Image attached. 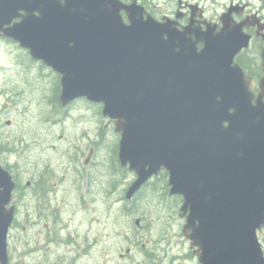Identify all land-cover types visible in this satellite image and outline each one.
<instances>
[{
	"label": "water",
	"instance_id": "95a60500",
	"mask_svg": "<svg viewBox=\"0 0 264 264\" xmlns=\"http://www.w3.org/2000/svg\"><path fill=\"white\" fill-rule=\"evenodd\" d=\"M17 10L25 16L10 26ZM231 13L216 32L143 19L114 0H0V31L60 75L63 107L102 105L119 165L135 175L126 200L165 171L199 264H264V75L254 94L234 62L250 36ZM14 189L0 164V264L9 263Z\"/></svg>",
	"mask_w": 264,
	"mask_h": 264
},
{
	"label": "rangeland",
	"instance_id": "374dc122",
	"mask_svg": "<svg viewBox=\"0 0 264 264\" xmlns=\"http://www.w3.org/2000/svg\"><path fill=\"white\" fill-rule=\"evenodd\" d=\"M223 1H206L209 20L217 19ZM251 1L254 7L264 4ZM8 58L0 46V162L11 168L21 187L40 172L43 185L56 191L52 208L58 207L59 221L52 236L71 234L76 242L78 236L88 235L94 243L90 258H77V264H170L173 255L179 257L171 264H199L189 257L193 249L181 234L180 198L167 195L170 199L160 203L163 177L150 180L151 185H144L134 200H121L135 176L129 171L124 176L113 172L107 149L118 144L119 135L113 131V122L110 125L102 117L101 107L80 100L70 107L67 117L60 116L50 104L55 84L43 78L45 71L32 72L27 78L17 76ZM91 140L97 149L87 158ZM52 170L60 180L49 177ZM114 179L119 182L112 188ZM13 201L16 224L8 234L9 264H68L57 243L41 241L39 213L47 215L51 227V206L40 208L41 199L27 195H17ZM174 202L178 204L170 210L166 203ZM27 203L32 207L30 214ZM35 204L37 212H33ZM64 223L68 228L59 231V224Z\"/></svg>",
	"mask_w": 264,
	"mask_h": 264
},
{
	"label": "flooded vegetation",
	"instance_id": "af4514ba",
	"mask_svg": "<svg viewBox=\"0 0 264 264\" xmlns=\"http://www.w3.org/2000/svg\"><path fill=\"white\" fill-rule=\"evenodd\" d=\"M118 1L123 6H136L139 8L141 12V16L143 19L151 18L156 22L162 21H169L173 22L178 29H181L188 24L192 23L193 27L198 28L200 30H205L206 24H211L215 26V31L219 32L222 28V16L224 13L227 12L228 9H232V13L230 14V21L233 24H239L244 21V27L242 31L250 36L249 44L246 49H242L234 58V62L238 64L244 71L245 75L250 78V90L254 94L259 92V82L264 75L263 67H262V54L264 52V0H260V6L254 7V2L251 0H225L223 1L224 4L220 10V14L218 15L217 19L209 20L206 14L205 4L207 0H114ZM14 14V12H13ZM122 18L125 22H127V15L125 11H121ZM25 12L23 10H17L15 15L13 16L10 26H13L19 23L22 18H24ZM262 28L260 30L259 28ZM3 35V31H0V46H3L6 49V53L9 55V62L10 66L15 71L17 76H21L27 78L30 76L32 72L43 73L44 79L51 80L53 84H55L54 93L56 98V105L55 107L51 104L52 107L55 108L57 112H59L60 116L67 117V112L70 110V107L78 102L79 100L84 99H77L73 102L69 103L67 106L63 107L60 103L59 97L61 93V85H60V75L55 73L51 68L46 67L42 62L34 60L29 51L25 48H22L18 42H15L11 39L5 38ZM198 49L201 48V44H198ZM47 71V72H46ZM49 74L46 76V74ZM37 78V77H36ZM47 97V96H46ZM264 101V99H263ZM109 122V121H108ZM9 125L10 122L7 121ZM109 124L111 125L112 122ZM88 140L90 136H87ZM93 141H88L89 146V153L90 156L92 152H96V148L94 147ZM89 155V154H88ZM85 162V164H87ZM2 164V163H1ZM3 166V165H2ZM12 176V179L15 183V189L12 193V200L11 204L15 208V215H16V207L14 205V197L21 194V198L26 195L28 197H34V199H41L42 204H40V208L43 207L44 209H48L51 206L52 214L50 215V226L46 221L47 215H43L41 213L39 216V223L41 226L40 234H41V241L47 242L55 245L60 246V250H62V254L66 256V262L68 264H77L78 259L81 258H90L91 250L94 246V243L89 240L88 235L86 237H79L76 239V242L69 234L68 237H59L58 234L55 233L52 236L53 228L57 230L56 224L59 221L57 217V209L52 208L53 198H56V191L53 192L50 186L43 185V180L40 179L41 173H37L36 177L30 178L27 180L26 183L20 189L19 181L16 178V175L12 172L11 168L6 164L3 166ZM125 169V168H124ZM127 170V169H126ZM53 172V170H52ZM50 173L49 177L57 178L58 175H55L56 172ZM60 180V177L57 178ZM126 192V191H125ZM139 192V191H138ZM137 192V193H138ZM106 193V191H105ZM104 193V194H105ZM136 195V194H135ZM134 195V196H135ZM167 195L170 196L167 192ZM173 197V196H171ZM178 197V196H176ZM180 198V197H179ZM129 201V200H127ZM181 201V198H180ZM181 204V202H180ZM27 211H32V207L30 203L26 204ZM34 211H38V205H34ZM24 215V213H23ZM30 217V215H29ZM181 219V218H180ZM44 220V221H42ZM184 221V219H181ZM16 222H14L12 226H15ZM11 226V228H12ZM15 228V227H14ZM68 228V224L64 223L63 225L59 224V231L66 230ZM258 240L261 244V248L264 255V227L258 232ZM55 243V244H54ZM85 256V257H84ZM167 257V255L165 256ZM179 257V255H173L169 259V263L174 262V258ZM189 257L196 259V254L192 253ZM198 262V261H197Z\"/></svg>",
	"mask_w": 264,
	"mask_h": 264
},
{
	"label": "trees",
	"instance_id": "16d2710c",
	"mask_svg": "<svg viewBox=\"0 0 264 264\" xmlns=\"http://www.w3.org/2000/svg\"><path fill=\"white\" fill-rule=\"evenodd\" d=\"M56 96L54 95L53 96V98H52V105L55 107V105H56ZM100 106V105H99ZM101 107V106H100ZM102 131V130H101ZM102 135V133L100 134V136ZM117 142V141H116ZM98 143H100L101 145L103 144V141H99ZM106 147V146H105ZM97 149V148H96ZM108 151H109V160L113 163L112 164V168H113V172L115 173V176H124L125 175V173H127V170L126 169H122L121 167H120V165H119V163H118V160H117V150H118V144L117 143H113L108 149H107ZM158 177H163V180H162V182H160V188L162 189V192H161V194H160V196H159V199H160V203H163V201L164 202H166L167 201V198H169V197H167V194H166V190H167V184H166V177H167V175H166V172H161V173H159V175H158ZM158 177H156L155 178V180L156 181H160V179L158 178ZM117 179H120V177H117ZM117 179L115 180H113V182H112V180H111V183H112V188L113 187H116V185H115V183L116 182H119V181H117ZM155 184V183H154ZM115 185V186H114ZM147 185H151V182H148L145 186H147ZM144 186V187H145ZM143 188V187H142ZM141 188V189H142ZM17 189H20V191H21V186H19V187H17ZM140 193H141V191H139L138 193H136V195L134 196V198L132 199V200H134L135 198H137V196H139L140 195ZM20 197H21V194H20ZM170 199V198H169ZM122 201H124L125 199H124V196L122 197V199H121ZM159 201V200H158ZM173 204V203H172ZM172 204H170V205H172ZM177 204L178 203H176V202H174V204L170 207V205H168L167 203H166V206L167 207H169V209L170 210H173L174 208L173 207H175V206H177ZM170 212V211H169ZM22 216H23V212H22ZM11 260V259H10Z\"/></svg>",
	"mask_w": 264,
	"mask_h": 264
}]
</instances>
